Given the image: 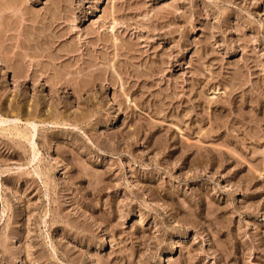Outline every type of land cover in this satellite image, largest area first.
Returning <instances> with one entry per match:
<instances>
[{
    "label": "rangeland",
    "instance_id": "1",
    "mask_svg": "<svg viewBox=\"0 0 264 264\" xmlns=\"http://www.w3.org/2000/svg\"><path fill=\"white\" fill-rule=\"evenodd\" d=\"M0 264H264V0H0Z\"/></svg>",
    "mask_w": 264,
    "mask_h": 264
},
{
    "label": "bare ground",
    "instance_id": "2",
    "mask_svg": "<svg viewBox=\"0 0 264 264\" xmlns=\"http://www.w3.org/2000/svg\"><path fill=\"white\" fill-rule=\"evenodd\" d=\"M17 130V129H16ZM18 131V130H17ZM13 132V131H12ZM19 134V133H18Z\"/></svg>",
    "mask_w": 264,
    "mask_h": 264
}]
</instances>
